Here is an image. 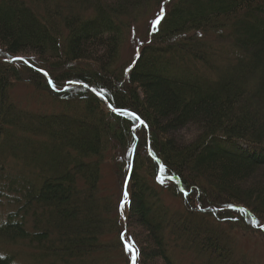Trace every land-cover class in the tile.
I'll use <instances>...</instances> for the list:
<instances>
[{
    "label": "trees",
    "instance_id": "trees-1",
    "mask_svg": "<svg viewBox=\"0 0 264 264\" xmlns=\"http://www.w3.org/2000/svg\"><path fill=\"white\" fill-rule=\"evenodd\" d=\"M10 204L0 264H238L230 240L264 242V0H0Z\"/></svg>",
    "mask_w": 264,
    "mask_h": 264
},
{
    "label": "rangeland",
    "instance_id": "rangeland-1",
    "mask_svg": "<svg viewBox=\"0 0 264 264\" xmlns=\"http://www.w3.org/2000/svg\"><path fill=\"white\" fill-rule=\"evenodd\" d=\"M157 10V9H156ZM155 10V11H156ZM154 11V12H155ZM159 10H157L156 11V13L158 12ZM154 12H152V13H150V15H149V17H148V20L149 19H151L152 18V16H154L155 14H154ZM148 20H146L144 23L147 25L148 23H147V21ZM146 25H144V24H142V22H139V23H137V25H135L134 26V36H135V38L137 37V38H139V41L137 42H135L134 43V45H132L131 46V44H129V42H128V45H126V47L122 50V59H123V61H124V63H128V62H130L131 60H132V58L134 57V55L135 54H137V52L136 51H134V48H135V50L137 49V48H139L140 47V45H141V41H140V36L142 35L141 33H142V30H143V27H146ZM133 27V26H132ZM132 32V31H131ZM199 39V38H198ZM201 42L203 41V42H206L203 38H200L199 39ZM145 42V41H144ZM136 45V46H135ZM228 53H226L225 54V57H230V55H227ZM166 58H168V59H170V60H172V62L173 63H176V64H179V65H181V66H185V67H190L191 68V66H193V64L192 63H188V61L187 60H185V59H183V62H181V60H178V59H180V58H182V56H178V57H173V56H171V55H166L165 56ZM23 59H26V58H21V60H23ZM227 59H229V60H231V58H227ZM183 68V67H182ZM190 68H188V70H190ZM193 68V67H192ZM195 68H197L198 69V67H195ZM199 70V69H198ZM200 71V70H199ZM200 76V75H199ZM19 92V91H18ZM21 92H22V90H21ZM21 92H19V93H17L16 91L14 92V96L15 97H17V96H19V95H21L20 93ZM96 92V91H95ZM98 93V92H97ZM107 107V106H106ZM107 109H108V107H107ZM114 110V109H113ZM112 111V110H111ZM114 112H118V111H116V110H114ZM141 125V124H140ZM139 125V126H140ZM195 127V126H194ZM195 128H193L192 127V129L191 130H189V131H184V133H182L181 135H180V137L181 138H188V136H190L192 133H193V131L192 130H194ZM181 133V132H180ZM135 138H136V141H135V143H134V145L132 146V149H133V152L131 153V158H132V162L136 159V158H138L137 159V161H136V165H139V164H141L142 162H147L146 164H148L149 163V161L147 160V159H145V156H144V151H145V153L147 152V150H148V152H149V149H150V147H148V146H146V148H145V150L144 149H142V147H143V145L141 144V135H140V131H139V128L138 127H136V130H135ZM135 151V152H134ZM119 159H121L120 157H118ZM144 160V161H143ZM131 161V160H130ZM137 162H139V164H137ZM118 163H120V162H118ZM131 165H132V163H131ZM130 164L128 165V167H129V169H131L132 168V166H131ZM146 169H148L149 167H148V165H146V167H145ZM20 173V171H16V172H14L13 174H15V175H18ZM143 173H145L144 171H143ZM22 179H24V178H27V176L25 175V174H22V175H19ZM158 176H160L159 174L157 175V177L155 176H152V178L149 180H146V178H145V180L146 181H150V183L152 184V186L154 187V185H158V186H164V185H166V184H170V183H172L171 181H168V180H166L165 181V179L166 178H158ZM109 180H110V186L112 187V185H114V187H115V190H118L119 191V180H116V178H115V174L114 175H112L111 173H110V178H109ZM152 180H153V182H152ZM173 180V179H172ZM147 182V183H148ZM154 183V184H153ZM149 184V183H148ZM180 189V188H179ZM190 191H194V192H196V190L195 189H193V190H190V189H188V190H186V192H188V194L190 193ZM180 192H181V194L183 195V196H186V193L185 192H183L181 189H180ZM127 188H124V193H123V196L124 197H127ZM126 194V195H125ZM190 195H191V193H190ZM194 195V194H193ZM189 197V196H188ZM168 201H171V200H168ZM184 201H185V199H184ZM125 204V201L124 202H122V206H125L124 205ZM173 204L175 205V203L173 202ZM17 207V205L16 204H10L9 206H7V205H3V206H0V223L2 222V221H4V219H5V217H6V214H7V212L8 211H11V210H14L15 208ZM125 217V216H124ZM213 231H215L216 233H218V231L215 229V230H212V232ZM255 235L254 236H256V237H259L258 236V234L259 233H254ZM209 236H211V235H209ZM226 237H227V239L229 240V235H226ZM239 238V237H238ZM260 239H262V238H260ZM179 240V239H178ZM230 244H231V247H232V255H234V262H237L238 261V264H240L239 262H242V264H248V263H251V264H264V242H258V241H254V240H249V238L248 237H242V238H240V239H237V241H236V243H234V244H232V242H231V240H230ZM19 248V247H18ZM11 250H17V248L16 247H12V245L11 244H6V243H4V245H1L0 244V251L1 252H3L4 251V253H2V254H7V252H11ZM203 254H205V252H202ZM177 254L178 253H176L175 255L177 256ZM199 254H201L200 252H199ZM20 256V255H19ZM22 256V255H21ZM20 256V259H18V258H16L15 259V261H14V263L15 264H17V263H24L25 261L27 262V263H30L29 262V260H27V259H24L23 257H21ZM201 256V255H200ZM15 257H17V256H15ZM240 257H242L241 259H240ZM185 258H186V256L183 258L184 260H185ZM187 258L188 259H186L185 261H183V264H188V262H189V259H190V257H188L187 256ZM21 259H23V260H21ZM205 259V258H204ZM239 259V260H238ZM116 260V264L119 262V260H117V258L115 259ZM114 260V261H115ZM130 260H132V259H130ZM203 262H204V260H202ZM198 262H199V260H198ZM122 263V262H121Z\"/></svg>",
    "mask_w": 264,
    "mask_h": 264
},
{
    "label": "snow or ice",
    "instance_id": "snow-or-ice-1",
    "mask_svg": "<svg viewBox=\"0 0 264 264\" xmlns=\"http://www.w3.org/2000/svg\"><path fill=\"white\" fill-rule=\"evenodd\" d=\"M161 12H163V9H161ZM156 23H158V20L156 21ZM50 83H51V81H50ZM131 115H134V116H135L134 113L131 114ZM135 119H139V117L136 116ZM141 123H143V122L141 121ZM125 195H126V194H125ZM127 248H128L129 251H131V252L133 253V257H132V259H133V264H134V262H135V249H134L131 245H128Z\"/></svg>",
    "mask_w": 264,
    "mask_h": 264
},
{
    "label": "water",
    "instance_id": "water-1",
    "mask_svg": "<svg viewBox=\"0 0 264 264\" xmlns=\"http://www.w3.org/2000/svg\"><path fill=\"white\" fill-rule=\"evenodd\" d=\"M107 107H108L109 110L114 111L108 104H107Z\"/></svg>",
    "mask_w": 264,
    "mask_h": 264
}]
</instances>
